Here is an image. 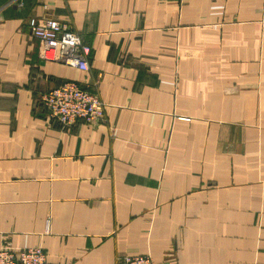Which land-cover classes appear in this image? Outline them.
I'll return each mask as SVG.
<instances>
[{"label": "crops", "instance_id": "obj_1", "mask_svg": "<svg viewBox=\"0 0 264 264\" xmlns=\"http://www.w3.org/2000/svg\"><path fill=\"white\" fill-rule=\"evenodd\" d=\"M69 23L89 70L40 56ZM67 80L106 115L65 126ZM46 264H264V0H0V247Z\"/></svg>", "mask_w": 264, "mask_h": 264}, {"label": "built area", "instance_id": "obj_2", "mask_svg": "<svg viewBox=\"0 0 264 264\" xmlns=\"http://www.w3.org/2000/svg\"><path fill=\"white\" fill-rule=\"evenodd\" d=\"M32 34L40 40V56L50 62H63L80 70H89L87 56L90 47L69 23L54 18L30 19ZM41 101L49 115L63 125H71L78 119L92 123L106 115L100 97L74 80H67L43 93ZM47 254L43 246L0 247V264H46ZM116 264H156L149 254H125Z\"/></svg>", "mask_w": 264, "mask_h": 264}]
</instances>
